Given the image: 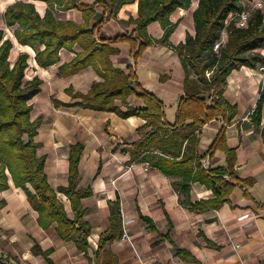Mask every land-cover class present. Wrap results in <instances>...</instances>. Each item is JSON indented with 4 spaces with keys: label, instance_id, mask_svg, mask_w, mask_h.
<instances>
[{
    "label": "crops",
    "instance_id": "1",
    "mask_svg": "<svg viewBox=\"0 0 264 264\" xmlns=\"http://www.w3.org/2000/svg\"><path fill=\"white\" fill-rule=\"evenodd\" d=\"M16 1L34 3L42 17L49 5L42 0H0V29L13 42L10 62L14 64L21 53H29L26 78L39 76L43 81L41 92L30 101L33 105L31 119L42 117L36 141L41 143L38 155L46 156L45 172L51 187L57 190L68 184L70 146L78 142L85 144L79 163V187L93 191L82 200L92 231L86 255L77 248L74 238L59 237L55 224L43 228L38 222L39 212L32 207L26 191L10 180V187L0 192V264H48L41 255L33 254L35 242L44 250L54 248L51 258L55 264H97L95 253L99 238L110 224V203L118 197L123 231L127 228L130 240H123L121 236L107 244L117 264H264V103L260 123L251 113L264 94L259 87L261 64L257 68L243 66L230 74L224 97L236 106V115L230 123L216 116L199 134L198 153L203 166L207 169L227 167V151L232 149L235 151L234 176L239 183L230 201L221 208L202 212L191 210L181 204L180 194L173 186V180L178 177L167 176L150 165L145 169L147 160L130 162L127 149L141 137L137 129L145 123L144 118L125 119L115 112L55 105V101L76 102L69 89L86 94L104 78L92 65L75 74L60 73V65L84 51L88 44L86 36L72 49L62 48L59 63L46 68L40 66L35 50L15 37L18 25L8 26L5 22L6 9ZM96 1L83 0L88 5ZM197 5L198 0H194L189 9L180 8L172 15V20L178 22L170 37L173 44L184 41L188 32L195 33L193 14ZM96 11L90 27L104 20L96 32L99 41L106 44L119 36H136L135 25H125L122 21L138 17V1L125 4L117 18L109 19V12L101 6H96ZM54 14L59 21L85 22L83 13L77 8L62 10L56 7ZM148 32L155 38L164 34L159 22L149 24ZM132 45L131 41L112 43V48L118 51L110 56L111 61L127 74H133L135 88L153 93L164 104L167 122L174 124L180 100L185 95V71L180 57L166 44H152L136 58ZM211 101L208 97V105ZM128 102L134 107L144 106L143 100L134 95ZM116 104L126 110L121 100ZM223 127L225 131L218 139V147L209 152ZM28 187L33 190L30 184ZM58 196L72 216L70 200L60 192ZM214 197L211 188L199 182L193 184V202ZM144 217L151 219L155 228ZM176 247L186 249L198 261L178 255ZM8 254L13 256L6 260Z\"/></svg>",
    "mask_w": 264,
    "mask_h": 264
},
{
    "label": "trees",
    "instance_id": "2",
    "mask_svg": "<svg viewBox=\"0 0 264 264\" xmlns=\"http://www.w3.org/2000/svg\"><path fill=\"white\" fill-rule=\"evenodd\" d=\"M42 1L49 5L44 17L32 2L16 1L6 9V24L18 25L14 31L17 40L31 46L36 52L37 63L46 68L61 61L62 48L72 49L86 36L88 44L84 51L77 53L72 61L60 65V73L75 74L92 65L104 78L86 94L69 89L76 102L55 101V105L110 111L125 119L132 116L144 118L145 123L137 129L141 137L127 149L131 163L147 160L151 167L160 169L165 175L178 177L173 180V186L180 194L181 204L191 210L202 212L219 209L229 202L233 189L239 183L234 176L235 151H227V167L207 169L198 153L199 134L202 127L216 116H222L225 122L230 123L236 115V106L224 97L230 74L243 66L257 68L264 64V9H255L248 27L240 28L235 20L229 24H226V20L230 14H238L249 8L248 0H198L193 14L195 33L188 32L184 41L173 44L170 37L178 22L172 20V15L180 8L189 9L194 0H97L92 5L83 0ZM135 1L139 4L138 17L122 23L134 24L136 36H119L109 39L106 44L99 41L96 32L104 20L90 27V21L97 12L96 6L105 8L110 19L117 18L125 4ZM56 7L81 10L85 22L59 21L54 14ZM153 22L161 24L164 30L161 38L149 34L148 26ZM224 29L228 32L227 40L216 51L214 45ZM120 41L132 42V52L136 58L152 44H166L180 57L185 71V95L180 100L174 124L167 122L164 104L153 93L135 88L132 84L133 74L114 66L110 56L118 50L112 48L111 44ZM12 48V40L0 29V192L7 190L12 180L16 187L26 191L32 207L39 212V224L43 228L55 224L59 237L65 240L74 238L77 248L87 255L92 229L85 218L82 200L91 196L93 191L79 187V163L85 144L78 142L70 146L68 184L57 190L51 187L45 172L46 156L38 155L41 143L36 141L42 117L31 119L33 105L30 101L41 92L43 81L39 76L26 78L29 53H21L14 64L10 62ZM133 95L143 100V107L130 105L128 99ZM208 97L212 99L211 105L207 103ZM117 100H121L126 110L116 104ZM263 103L264 94L258 99L253 113L257 123L261 120ZM224 131L223 127L209 152L216 150L218 139L223 137ZM152 152L156 153L145 157ZM197 182L211 188L215 197L193 202L191 189ZM58 192L70 200L72 216L67 213ZM144 219L155 228L151 219ZM122 234L123 217L118 197L110 203V224L99 238L95 253L97 264H117L115 255L106 247ZM176 250L178 255L198 261L186 249L176 247ZM53 251L54 248L44 250L37 242L32 247L33 254L41 255L48 264H55L51 258Z\"/></svg>",
    "mask_w": 264,
    "mask_h": 264
},
{
    "label": "built area",
    "instance_id": "3",
    "mask_svg": "<svg viewBox=\"0 0 264 264\" xmlns=\"http://www.w3.org/2000/svg\"><path fill=\"white\" fill-rule=\"evenodd\" d=\"M247 3L249 8L243 9L238 14H230L226 20V24H229L231 20H235L237 27L246 28L248 27L249 20L252 16L253 11L258 8L264 9V0H248ZM227 37H228V32L226 29H224L221 38L214 45V50L218 51L222 43H224L227 40ZM208 75H210V72H208ZM259 87H260V92L264 93V64H261L259 66ZM254 111L255 108H253L251 113L253 114ZM148 167H149V163H147L145 169H148ZM122 239L127 241L130 240V235L128 233L127 228H125L123 231ZM8 264H21V263L11 262Z\"/></svg>",
    "mask_w": 264,
    "mask_h": 264
},
{
    "label": "rangeland",
    "instance_id": "4",
    "mask_svg": "<svg viewBox=\"0 0 264 264\" xmlns=\"http://www.w3.org/2000/svg\"><path fill=\"white\" fill-rule=\"evenodd\" d=\"M0 21H1V18H0ZM10 256H13V255H12V254H8L6 260H7Z\"/></svg>",
    "mask_w": 264,
    "mask_h": 264
}]
</instances>
